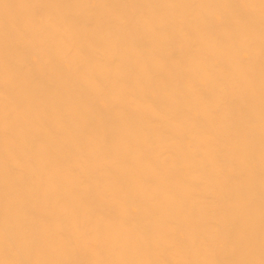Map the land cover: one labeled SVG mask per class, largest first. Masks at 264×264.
<instances>
[{
    "label": "bare ground",
    "instance_id": "6f19581e",
    "mask_svg": "<svg viewBox=\"0 0 264 264\" xmlns=\"http://www.w3.org/2000/svg\"><path fill=\"white\" fill-rule=\"evenodd\" d=\"M0 264H264V0H0Z\"/></svg>",
    "mask_w": 264,
    "mask_h": 264
}]
</instances>
